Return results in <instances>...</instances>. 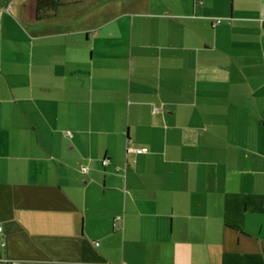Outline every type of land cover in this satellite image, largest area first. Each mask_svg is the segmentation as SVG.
Here are the masks:
<instances>
[{
  "label": "crops",
  "instance_id": "crops-1",
  "mask_svg": "<svg viewBox=\"0 0 264 264\" xmlns=\"http://www.w3.org/2000/svg\"><path fill=\"white\" fill-rule=\"evenodd\" d=\"M50 1L0 0V263L264 264V0Z\"/></svg>",
  "mask_w": 264,
  "mask_h": 264
},
{
  "label": "trees",
  "instance_id": "trees-1",
  "mask_svg": "<svg viewBox=\"0 0 264 264\" xmlns=\"http://www.w3.org/2000/svg\"><path fill=\"white\" fill-rule=\"evenodd\" d=\"M53 6L52 1L50 0H35L34 13L35 18H39V11ZM55 6V4H54Z\"/></svg>",
  "mask_w": 264,
  "mask_h": 264
},
{
  "label": "built area",
  "instance_id": "built-area-1",
  "mask_svg": "<svg viewBox=\"0 0 264 264\" xmlns=\"http://www.w3.org/2000/svg\"><path fill=\"white\" fill-rule=\"evenodd\" d=\"M195 1H196V0H195ZM215 22L218 23L219 20H217V21H215ZM128 151H133V150L127 149V152H128ZM134 152H135V153H140L141 150H139V149L137 150V149H136V150H134ZM106 164H107L106 161H103V162H102V165H106ZM117 219H120V217H117ZM117 219H116V220H117ZM1 232H2V228H1V226H0V235H1ZM0 264H4V262H2V263H0Z\"/></svg>",
  "mask_w": 264,
  "mask_h": 264
}]
</instances>
